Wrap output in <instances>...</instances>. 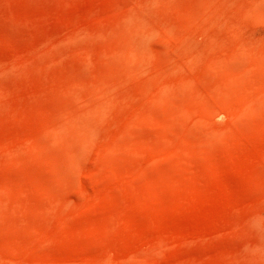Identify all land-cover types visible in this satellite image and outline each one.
<instances>
[{"label":"rangeland","instance_id":"1","mask_svg":"<svg viewBox=\"0 0 264 264\" xmlns=\"http://www.w3.org/2000/svg\"><path fill=\"white\" fill-rule=\"evenodd\" d=\"M0 264H264V0H0Z\"/></svg>","mask_w":264,"mask_h":264}]
</instances>
